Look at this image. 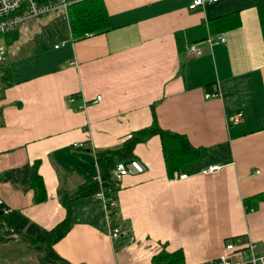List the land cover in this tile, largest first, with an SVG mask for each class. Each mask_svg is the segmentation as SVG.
<instances>
[{
  "label": "crops",
  "instance_id": "1",
  "mask_svg": "<svg viewBox=\"0 0 264 264\" xmlns=\"http://www.w3.org/2000/svg\"><path fill=\"white\" fill-rule=\"evenodd\" d=\"M104 1L108 30L75 38L67 11L56 10L37 33L38 50L21 45L8 55L0 198L54 227L68 211L62 194L101 173L98 150L150 126L155 111L164 128L202 148L200 157L170 171L160 134L136 143L147 168L125 174L115 192V224L129 234L111 236L99 189L72 199L58 253L74 264H160L157 253L182 249L187 264H200L227 253L234 236L256 240L264 252V198L252 208L245 202L264 191V0H206L194 8L193 0ZM231 12L240 23L217 29L212 19ZM221 33L225 41L208 39ZM189 42L203 53L190 54ZM237 112L242 119L230 122ZM37 160L48 192L40 202L32 189L1 177ZM214 163L222 167L205 170ZM41 257L23 237L0 242V264H41ZM233 259L242 261L238 252Z\"/></svg>",
  "mask_w": 264,
  "mask_h": 264
},
{
  "label": "trees",
  "instance_id": "2",
  "mask_svg": "<svg viewBox=\"0 0 264 264\" xmlns=\"http://www.w3.org/2000/svg\"><path fill=\"white\" fill-rule=\"evenodd\" d=\"M48 1V0H40ZM67 13L69 16L72 35L78 38L87 32H103L111 27L110 16L104 0H70ZM217 29L237 26L240 21L236 12H231L212 19ZM155 108V105L153 106ZM153 134H160L165 152L167 167L170 171L180 169L185 164L198 159L201 155V147L195 146L188 136L180 132L164 128L154 111L153 122L150 126L140 128L132 132L131 136L114 148L100 149L97 159L100 171L104 179V185L115 192L119 188L112 178L111 169L120 159L128 160L135 157L136 143L144 141ZM40 160L33 164L25 163L4 170L1 177L11 181L22 189L34 191V201L40 202L48 197L46 184L39 171ZM100 189L98 180L91 179L82 183L71 194H62V200L67 207V215L52 228H44L32 221L20 209H11L6 212L5 203L0 205V242L11 240L16 236L23 237L31 245L42 251L41 264H74L61 256L55 249V243L60 240L72 225L71 201L78 196H85ZM108 190V189H107ZM264 198V191L245 199L248 208L256 206L258 200ZM256 202V203H255ZM8 207V206H7ZM116 207L111 212L112 223H116L114 215ZM236 237V236H234ZM229 238V239H233ZM154 261L160 264H187L182 249L169 251L163 249L154 256Z\"/></svg>",
  "mask_w": 264,
  "mask_h": 264
},
{
  "label": "built area",
  "instance_id": "3",
  "mask_svg": "<svg viewBox=\"0 0 264 264\" xmlns=\"http://www.w3.org/2000/svg\"><path fill=\"white\" fill-rule=\"evenodd\" d=\"M206 0H193L190 3V7L194 8L198 5L204 4ZM70 0H0V87L3 84L4 79V67L8 60L6 43L1 38V35L16 29L22 22L27 19L43 16L56 10L67 11ZM90 34L89 32L86 33ZM210 42L225 41L227 39L225 33H221L218 37L209 36ZM187 50L190 54L200 55L203 53V48L198 46L196 42H189ZM215 93H207L208 96ZM76 96L70 95L69 101H74ZM101 94H98L94 101L101 99ZM242 119V113L237 112L231 115L230 122H238ZM83 142L75 141L73 146H83ZM222 167L220 163L209 164L206 167V171L214 172ZM147 168L146 163L138 158L133 157L128 160L120 159L111 169L112 178L116 184L122 180L125 174L132 172H142ZM187 173H182L180 177H186ZM96 180L100 183V190L97 194L103 199L105 210L108 216H111L112 210L116 206V197L114 196V190L107 188L104 185V179L101 173L95 176ZM108 189V190H107ZM3 200L0 198V205L3 204ZM4 210L8 212L10 207L4 206ZM117 212V210H115ZM111 220V217H110ZM111 223V222H110ZM109 232L112 237L117 238L121 235L129 234V229L123 225L111 223L109 225ZM130 240H134V236L130 237ZM228 252L221 255L218 258L207 260L200 264H264V252L259 250L258 242L248 236H237L236 238L229 239L226 243ZM239 253L244 257L242 261L233 259L234 253Z\"/></svg>",
  "mask_w": 264,
  "mask_h": 264
},
{
  "label": "rangeland",
  "instance_id": "4",
  "mask_svg": "<svg viewBox=\"0 0 264 264\" xmlns=\"http://www.w3.org/2000/svg\"><path fill=\"white\" fill-rule=\"evenodd\" d=\"M54 12L56 11H53L48 15L46 14L43 16L27 19L16 29L1 35V38L6 43L7 55H11L12 51L16 52L17 46L21 45L22 47L25 46L27 50L31 52L33 51V48L38 50L35 45L36 43L38 44V41H40L41 38L37 37V33L44 32L45 22H47L48 17L52 16ZM49 39H47V41ZM25 47H23L24 50L26 49ZM240 256L242 259H244L242 255Z\"/></svg>",
  "mask_w": 264,
  "mask_h": 264
}]
</instances>
